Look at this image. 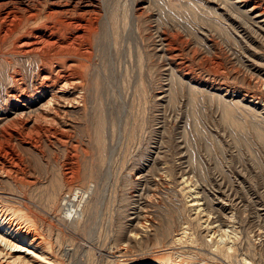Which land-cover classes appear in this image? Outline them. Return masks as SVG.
Returning a JSON list of instances; mask_svg holds the SVG:
<instances>
[{
  "label": "rangeland",
  "instance_id": "1",
  "mask_svg": "<svg viewBox=\"0 0 264 264\" xmlns=\"http://www.w3.org/2000/svg\"><path fill=\"white\" fill-rule=\"evenodd\" d=\"M8 1L0 217L16 226L6 208L23 211L57 264H108L124 249L117 264H162L173 254L150 249L164 241L187 263L207 251L200 264H264V0ZM21 16H35L25 33ZM89 187L62 225L60 197ZM9 256L0 262L17 264Z\"/></svg>",
  "mask_w": 264,
  "mask_h": 264
},
{
  "label": "bare ground",
  "instance_id": "2",
  "mask_svg": "<svg viewBox=\"0 0 264 264\" xmlns=\"http://www.w3.org/2000/svg\"><path fill=\"white\" fill-rule=\"evenodd\" d=\"M26 1V0H25ZM24 1V2H25ZM37 1V0H36ZM223 1H226V0H223ZM27 2H29V1H27ZM233 2V1H232ZM22 3V2H21ZM68 3V2H67ZM229 3V2H228ZM227 3V4H228ZM242 3H244V2H242ZM61 4H63V3H61ZM230 4H231V2H230ZM233 4V3H232ZM237 4V3H236ZM235 4V5H236ZM255 4V3H254ZM9 5H13V2H12V0H9L8 1V3L6 4V6H9ZM22 5V4H21ZM69 5H70V3H69ZM78 5V4H77ZM243 5V4H242ZM28 6V5H27ZM233 6V5H232ZM256 6V5H255ZM0 7L1 8H6L5 7V5H0ZM66 7H67V4H66ZM88 7H89V5H88ZM29 8V7H28ZM90 8V7H89ZM238 8V7H237ZM258 8V7H257ZM262 7H260V9H261ZM23 9H26V8H23ZM64 9V8H63ZM240 9V8H239ZM253 8H251V10H252ZM66 10V9H65ZM68 10H70V9H68ZM27 11H29V10H27ZM30 12V11H29ZM57 12V11H56ZM65 12V11H64ZM68 11H66V13H67ZM244 12V11H243ZM247 12V11H246ZM245 12V13H246ZM8 13V12H7ZM6 13V14H7ZM69 13V12H68ZM78 13V12H77ZM91 13V12H90ZM261 13H263V12H261ZM261 13L259 14L260 15V17H261ZM5 14V13H4ZM22 14V13H21ZM32 14V13H31ZM247 14V13H246ZM264 14V13H263ZM20 15V14H19ZM60 15V14H59ZM248 15V14H247ZM258 15V16H259ZM28 16H30V15H28ZM38 16V15H37ZM257 16V15H256ZM7 17V16H6ZM41 17V16H40ZM245 17V16H244ZM252 17V16H251ZM254 17V16H253ZM2 18V17H1ZM8 18V17H7ZM52 18V17H51ZM70 18H73V17H70ZM69 18V19H70ZM257 18V17H256ZM19 19V18H18ZM35 19V16H31V17H28V18H25V17H23V16H21L20 17V19L18 20V26H19V28L20 29H22L21 31L22 32H24L25 33V31H23V30H26L25 28H29L28 27V24H29V22L30 21H32V20H34ZM10 20V19H9ZM12 20H13V18H12ZM47 20H49V18L47 19ZM68 20V19H67ZM264 20V19H263ZM43 21H45V19L43 20ZM51 21V20H50ZM80 21V20H79ZM1 22V21H0ZM36 22H38L37 20H36ZM40 22V21H39ZM85 22V21H84ZM251 22H252V19H251ZM260 22V21H259ZM5 23V22H4ZM13 23V22H12ZM2 24V23H1ZM35 24V23H34ZM33 24V25H34ZM51 24V23H50ZM66 24L68 25V23H65V26H66ZM72 24V23H71ZM44 25V23L41 25V27H40V29L42 28V26ZM63 25V24H62ZM74 25V24H73ZM86 25V24H85ZM93 25V24H92ZM3 26V25H2ZM4 26H5V24H4ZM12 26V25H11ZM45 26V25H44ZM69 26H71V27H69V28H72V25H70V23H69ZM84 26V25H83ZM6 27V26H5ZM9 27V26H8ZM12 27H14V26H12ZM63 27H64V25H63ZM67 27V26H66ZM74 27V26H73ZM77 27L79 28V29H81V27H79L78 25H76L75 26V28H76V31H77ZM94 27V26H93ZM90 28V27H89ZM88 28V29H89ZM96 28V27H95ZM7 29V28H6ZM66 29V28H65ZM84 29V28H83ZM87 29V28H86ZM28 30V29H27ZM45 30V29H44ZM67 30V29H66ZM69 30V29H68ZM72 30V29H71ZM89 30H91V29H89ZM94 30V29H93ZM264 30V29H263ZM15 31V30H14ZM33 31V30H32ZM53 31V30H52ZM75 31V30H74ZM81 31V30H80ZM83 31H85V30H83ZM82 31V33H84ZM12 32V31H11ZM29 32H31V31H29ZM28 32V33H29ZM57 32H58V30H57ZM70 32V31H69ZM95 32V31H94ZM260 32V31H259ZM23 33V34H24ZM51 32H49V34H50ZM55 33V32H54ZM263 33V32H262ZM49 34H47V36L49 35ZM60 34H61V32L59 31V36H60ZM85 34H86V32H85ZM89 33H87L86 35L87 36H89L88 35ZM9 35V34H8ZM18 35V34H17ZM41 35V34H40ZM55 35V34H54ZM57 35V34H56ZM83 35V34H82ZM82 35L80 36V38L82 37ZM86 35H84V36H86ZM20 36H22V35H20ZM34 36V35H33ZM36 36V35H35ZM50 36V35H49ZM52 36H53V34H52ZM59 36L57 37V38H59ZM94 36V35H93ZM27 37V36H26ZM29 37V36H28ZM27 37V38H28ZM38 37V36H37ZM37 37H35L36 39H39V38H37ZM56 37V36H55ZM78 37V36H77ZM75 38V37H72V38H75L77 41H78V43H79V45L81 44V42H79V41H81L82 40V42L83 41H85V44L84 45H86V40H84V39H81V40H79V38ZM263 37V36H262ZM60 38H64V37H60ZM88 38V37H87ZM29 39V38H28ZM43 39V38H42ZM41 38H40V40L41 41H43V40H45V39H43L42 40ZM50 39V38H49ZM49 39H47V41L49 40ZM86 39V38H85ZM33 40H35V39H33ZM57 40V39H56ZM63 40V39H62ZM74 40V39H73ZM76 40H75V42H76ZM71 41H72V39H71ZM87 41H89V40H87ZM39 42V41H38ZM68 42V41H67ZM91 42V41H90ZM90 42H88L89 44H90ZM32 43V42H31ZM29 44L28 42H26V43H23L22 45H21V47L22 46H28L29 48L30 47H35V45L36 46H39L40 44L39 43H35V42H33L32 44ZM43 43H44V41H43ZM54 43V42H53ZM61 43V42H60ZM71 43H73V41L71 42ZM77 42H76V45L78 44ZM87 43V44H88ZM39 44V45H38ZM70 44V43H69ZM88 44V46H90ZM30 45V46H29ZM46 45V44H45ZM44 45V46H45ZM50 45V44H49ZM66 45V44H65ZM71 45V44H70ZM20 46V45H19ZM18 46V47H19ZM47 46H48V44H47ZM62 46V45H61ZM87 46V45H86ZM110 46V45H109ZM17 47V48H18ZM20 47V48H21ZM49 47V46H48ZM59 47V46H58ZM71 47V46H70ZM77 48L79 47V46H76ZM25 48V47H24ZM38 48V47H37ZM37 48H33L34 50H37ZM61 48V47H60ZM60 48L58 49L59 50V53H61V51L62 50H64V48H62L61 49V51H60ZM74 48H75V43H74ZM76 48V49H77ZM80 48H82V47H80ZM22 49H23V47H22ZM57 49V48H56ZM69 49V48H68ZM45 50V49H44ZM43 50V51H44ZM70 50V49H69ZM72 50H74V49H72ZM75 51V50H74ZM26 53H28V50L27 51H25ZM25 52H23V53H25ZM30 52V51H29ZM41 52H42V50H41ZM40 52V53H41ZM46 52V51H45ZM55 52V51H54ZM64 52V51H63ZM25 53V54H26ZM32 53V52H31ZM52 53V52H51ZM56 53H58V52H56ZM73 53V52H72ZM39 54V53H38ZM49 54V53H48ZM55 54V53H54ZM65 55H67L66 53H64ZM64 54H62V56H64ZM78 54H80V52H78ZM77 53H76V55L75 56H77L78 55ZM56 55V54H55ZM74 55V54H73ZM81 55V54H80ZM59 56H61L60 54H59ZM59 56H54L55 57V59H57V57L59 58ZM66 56H64V58H65ZM69 57V56H68ZM80 58H81V60H82V55L81 56H79ZM54 59V58H53ZM63 59V58H62ZM65 59H67V58H65ZM65 59H63V61L65 60ZM60 60H61V58H60ZM81 60H80V62H81ZM84 60V59H83ZM83 60H82V62H83ZM57 62L59 61V60H56ZM62 61V67H65V66H63V65H65L64 63L65 62H63ZM71 61V60H70ZM73 61V60H72ZM85 61V60H84ZM48 62V61H47ZM51 62V61H50ZM74 62V61H73ZM78 62V61H77ZM79 62V63H80ZM44 63V62H43ZM55 63V62H54ZM48 64V63H47ZM50 64H53V61H52V63H50ZM56 64V63H55ZM75 64H77L76 62H75ZM72 65V64H71ZM74 65V64H73ZM78 65V64H77ZM59 66V65H58ZM57 66V67H58ZM69 67H72L73 68V66H70V65H68ZM67 66V70H68V67ZM75 66V65H74ZM79 66H83L82 65V63L79 65ZM52 66H50V68H51ZM53 68V67H52ZM51 68V69H52ZM84 68V67H83ZM62 70L61 71H65V70H63V68H61ZM64 69H66V68H64ZM75 69H82V67H80V68H74L73 69V71L72 72H74L75 73ZM42 70V69H41ZM45 70H47V69H45ZM59 70V69H58ZM66 70V71H67ZM75 70V71H74ZM61 71H59V72H61ZM69 71H70V69H69ZM40 72V71H39ZM44 72H46V71H44ZM43 72V73H44ZM78 72V71H77ZM48 73V72H47ZM62 73V72H61ZM67 73V72H66ZM74 73H72L71 75H73ZM80 72H78V74H79ZM51 74H53V71L51 72ZM50 74V75H51ZM64 74V73H63ZM69 74V73H68ZM57 74H55L54 76H56ZM67 75V74H66ZM70 75V76H71ZM75 75L77 76V74H74L73 75V78L75 77ZM81 75V74H80ZM86 75V74H85ZM45 76V75H44ZM53 76V77H54ZM61 76V75H60ZM46 77V76H45ZM44 77V78H45ZM51 76H49V78H50ZM59 77V76H58ZM62 77H66V76H61V78L60 79H62ZM69 77V76H68ZM72 77V76H71ZM79 77V76H78ZM82 77V76H81ZM81 77L79 78V80L81 79ZM42 78V77H41ZM55 78V80H56V78H57V76L56 77H54ZM52 79V78H51ZM70 79H72V78H70ZM75 79V78H74ZM78 79V78H77ZM14 80V79H13ZM47 80H48V77H47ZM55 80H54V82H55ZM65 80V79H64ZM73 80V79H72ZM42 81H46L45 79L44 80H42ZM50 81V80H49ZM69 81H71V80H69ZM80 82V81H79ZM83 82V81H82ZM81 82V83H82ZM40 83H41V79H40ZM50 83H51V81H50ZM67 83V82H66ZM66 83H64V84H66ZM71 83V82H70ZM84 83V85H85V82H83ZM42 84V83H41ZM40 84V85H41ZM60 84V83H59ZM63 84V85H64ZM73 84V83H72ZM71 84V85H72ZM80 84V83H79ZM53 86H54V84H52ZM51 85V86H52ZM73 85H75V83L73 84ZM77 85H78V83H77ZM83 85V86H84ZM50 86V87H51ZM64 86H66V85H64ZM68 86V85H67ZM66 86V87H67ZM76 86V85H75ZM49 87V86H48ZM55 87V86H54ZM57 87V86H56ZM63 88V87H62ZM68 88H69V86H68ZM72 88H74V86L73 87H71V89ZM79 88H81V86L79 87ZM84 88V87H83ZM59 90V87L58 88H56V90ZM64 89L65 88H63V91H64ZM52 90V89H51ZM50 90V91H51ZM60 90H62V89H60ZM183 91V90H182ZM53 92H55V91H53ZM58 93V92H57ZM56 93V94H57ZM61 93H62V91H61ZM65 93V92H64ZM60 94V93H59ZM79 95V94H78ZM47 96V95H46ZM53 96H55L54 94H53ZM53 96H50V97H53ZM82 96V95H81ZM50 97H48V98H50ZM67 97H68V95H67ZM61 98V97H60ZM76 98V97H75ZM54 100L55 99H57L58 100V98H53ZM52 99V100H53ZM65 99V98H64ZM78 99V98H77ZM76 99V100H77ZM80 99V98H79ZM68 100V99H67ZM51 101V100H50ZM59 101V103H62L61 101H60V99L58 100ZM45 102V101H44ZM47 102V101H46ZM52 102V101H51ZM56 102V101H55ZM65 102V101H64ZM63 102V103H64ZM68 102V101H67ZM71 102V101H70ZM73 103H75L74 101H72ZM71 102V103H72ZM53 103V102H52ZM52 103H51V105H52ZM72 103V104H73ZM69 104V103H68ZM50 106V105H49ZM62 106H65V105H62ZM61 105H60V107H62ZM70 106H71V104H70ZM27 108V107H26ZM46 109H47V107H46ZM74 109V108H73ZM76 109V108H75ZM64 111V110H63ZM66 112H68V111H66ZM23 113V112H22ZM54 119V118H53ZM90 191H91V189H90V187L87 189V190H85V191H83V192H76L75 190L73 191H68V192H66L64 195H62L61 197H60V199H59V202H58V204H57V207H56V210H58V217H57V219L60 221V223L62 224V225H72V226H74L73 224H75V222H76V219H78L80 216H81V209L84 207V203L86 202L85 201V198H86V200L88 199V196H89V194H90ZM5 198V196L2 194V193H0V200H2V199H4ZM7 199V198H6ZM6 201V200H5ZM4 200H3V202H5ZM5 204V203H4ZM2 207H4V206H2ZM1 206H0V208H2ZM1 210V209H0ZM6 210H8L9 212H11V214L12 215H14V216H16L17 217V220H20V222H22L21 224H16V226H13V224L8 220V221H6V219H3V218H1V217H3V216H1L0 217V257H2L3 256V258H4V256H9L10 255V253L11 252H15V253H17V254H15V255H13V256H9V257H15V259H14V261L17 263V264H32V263H41V264H57L56 263V261L53 259L54 258V256H53V248H52V246H51V243H50V241L48 240L47 242H45V240L44 239H46L44 236H43V234H41V233H39V232H37V227H36V224L37 223H35V221H31V219H28V218H26L25 216H24V214H23V211H21V210H17V213L15 212V210H13V209H11L10 207L9 208H6ZM6 212V211H5ZM4 214V213H3ZM5 215V214H4ZM5 218H7V217H5ZM132 219V218H131ZM14 222V221H13ZM22 224H24V225H22ZM10 225V226H9ZM22 225V226H21ZM39 225V224H38ZM41 225V224H40ZM135 229V228H134ZM42 231H45V230H43L42 229ZM34 232V233H33ZM177 234V233H176ZM130 235V234H129ZM172 240V239H171ZM176 241V240H175ZM178 241H180V239H178ZM170 243H172V244H169V245H166V242L164 241L163 242V244H161V246L160 245H158V243H157V246L156 247H153L152 249H150V251L152 250V252L151 253H156V254H162L163 255V257H164V255H165V257H168V256H171V254H173V256L175 257V258H173V260H171L170 262H168L169 261V259L168 258H165V259H163L162 260V264H200L199 262L200 261H209V259H205V252H207V251H205L204 252V255H202V254H197V260H193V263L192 262H190V263H187L186 261H184L182 258V256H181V254H182V252L183 251H181V250H178L177 251V253H176V249L174 248L175 246V242H170ZM219 247V248H218ZM62 248H64V247H62ZM151 248V247H150ZM156 248V249H155ZM216 249H214L215 251H216V253H218V254H222L224 257H227L228 258V255H229V249L230 248H225V247H220V246H216L215 247ZM223 248V249H222ZM120 250V249H119ZM167 250V251H166ZM212 250H213V248H212ZM62 252H64V253H68V249H66V248H64V249H62ZM116 253H117V256L116 255H110L111 256V260L109 261V263L108 264H117L118 262H122L123 261V259L125 258H127V257H129V256H131V254H130V252H129V250H128V252L126 251V249H124L123 251H116ZM147 253V252H146ZM163 253H165V254H163ZM185 253V252H184ZM201 253V252H200ZM111 254V253H110ZM141 254V253H140ZM187 254V253H186ZM192 254V253H191ZM208 254H212L213 255V253H208ZM2 255V256H1ZM65 256V255H64ZM161 257V256H160ZM182 257V258H181ZM192 257V256H191ZM196 257V256H195ZM208 257V256H207ZM123 258V259H122ZM13 259V258H12ZM122 259V260H121ZM230 259V258H229ZM8 260V259H7ZM187 260V259H186ZM220 260H222V259H220ZM213 261H216V260H213ZM31 262V263H30ZM236 262V261H235ZM0 264H2V262H0ZM119 264H130L129 262H127V263H119ZM203 264H206V263H203Z\"/></svg>",
  "mask_w": 264,
  "mask_h": 264
}]
</instances>
